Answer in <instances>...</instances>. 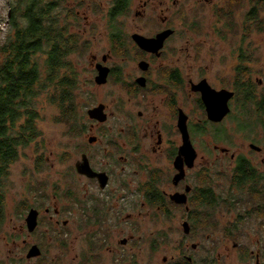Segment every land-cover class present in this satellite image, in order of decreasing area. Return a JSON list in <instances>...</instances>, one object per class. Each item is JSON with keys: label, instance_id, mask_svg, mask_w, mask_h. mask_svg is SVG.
Returning <instances> with one entry per match:
<instances>
[{"label": "rangeland", "instance_id": "1", "mask_svg": "<svg viewBox=\"0 0 264 264\" xmlns=\"http://www.w3.org/2000/svg\"><path fill=\"white\" fill-rule=\"evenodd\" d=\"M147 2L149 5L144 7ZM230 2L231 0H165L162 7H159L158 3L150 0H132L129 10L118 19V26L129 39L123 55L113 51L111 53L113 44L109 21L116 0L70 2L76 12L82 15L77 21L78 25L72 30L80 32L82 41L88 44L84 55L73 57L80 73V90L83 94L80 102L85 106L80 112V125L86 126L88 130L79 136H73L67 124L55 121L58 116L57 107L50 104L45 95L38 100L40 118L37 125L41 136L31 147L21 150L19 161L11 167V183L6 197V219L0 227V264H79L85 241L82 232L75 228V218L62 214L51 222L48 218L50 215L46 214L47 209H51V214L54 215V209L65 211L74 205L64 191L65 183L69 184L71 181L70 176L65 177V172L79 158L77 146L87 143L90 136L101 137L104 130L111 135H116L117 132L122 134L129 124L142 123L137 114L139 111L146 113V116L150 113L162 120V116H158L162 110L158 100L149 106L141 101V97L128 95L123 84L118 85L110 79L106 85L98 86L95 83V57L96 61L102 62L103 57L108 56L107 65L122 69L125 79L132 83V77H137L140 73L138 63L141 59L132 42V35L140 33L154 36L164 28H169L176 33L172 34L166 44L164 58L155 67L164 65L180 70L186 79L181 95L184 110L194 124L203 123L205 117L202 110L197 109L196 96H191L190 80L196 83L202 78H207L214 88H225L234 92L239 80L238 71L241 70L244 74L242 83L254 84L257 97L261 98L264 94V10H260L259 17L252 20L249 18V13L253 10L252 0H241L242 5L234 6L233 14L227 11ZM10 8L9 0H0V44L4 43L9 31ZM86 16L87 21L83 19ZM162 18L167 19L166 24L162 23ZM99 104L108 107L110 118L106 125L91 131L94 122L90 120L87 112ZM232 108L235 110L225 121L226 127H221L226 128L231 136L228 134L225 139L227 141L217 144L229 148L232 154H249V158L260 165L264 156L251 152L250 149L252 143L264 147V131L259 126V117L254 114L256 107H249L245 114L239 104L233 103ZM239 124L243 128H239ZM214 134L216 133L213 129L207 128L199 137L195 136L200 157L204 158L201 163L212 156L207 148L213 145ZM112 138L116 137H109ZM122 138L120 136L119 139ZM222 139L223 136L219 138ZM218 157L224 158L222 155ZM40 158L47 163L48 168L44 172H39L36 168ZM152 159L156 168L169 167L165 156ZM116 161L117 164L120 163L119 159ZM224 162V167L220 164L219 170L223 174L226 172L224 176H228L231 164L227 160ZM261 167L264 169V166ZM211 169L214 170L212 167ZM214 177L217 193L221 197H229L228 180L223 177L217 179V175ZM59 186L63 191L58 189ZM138 197L136 200L140 199L141 202L142 198ZM38 207L41 208V225L37 233L30 234L26 229V219L30 210ZM131 212L136 215L139 213L138 210ZM127 214L128 212L123 216ZM66 221L69 222L68 226H64ZM229 221L223 220V225ZM128 226L124 229L135 232L136 243L130 252L137 254L138 264H162L165 257L177 256L174 246L175 240L180 236L179 232L171 236V241L162 245L156 244V247L152 240L159 231H168L170 227L164 226H170L169 223L162 225L161 222L146 220L143 225H139L140 228ZM243 228L242 235L246 237L243 243L250 245L257 232V222L244 223ZM122 230L121 227L114 234L116 239H121L127 234ZM33 246L41 248L42 255L28 260L27 254ZM97 264L116 263L113 254L107 249Z\"/></svg>", "mask_w": 264, "mask_h": 264}, {"label": "flooded vegetation", "instance_id": "2", "mask_svg": "<svg viewBox=\"0 0 264 264\" xmlns=\"http://www.w3.org/2000/svg\"><path fill=\"white\" fill-rule=\"evenodd\" d=\"M150 1L158 3L159 7L165 3V0ZM148 5L149 2L145 3L144 7ZM69 7L73 8L71 4ZM77 14L82 17L80 12ZM83 19L87 21L88 17ZM162 23L166 24L167 19L162 18ZM167 30L172 29L164 28L154 36H143L156 38ZM175 33L174 30V35ZM133 35L132 42L141 57L138 63L140 69L138 76L132 77L131 83L125 79L122 69L107 65L108 56H104L102 62L96 61L95 57L94 69L97 74L95 83L104 86L110 79L118 85L123 84L128 95L141 97V101L149 106L154 105L153 103L158 100L162 107L158 116L161 115L162 120H158L157 116L150 113L146 116V113L139 111L137 114L142 123L129 124L122 134L117 132L116 135H111L104 130L101 137L90 136L87 143L77 146L79 158L65 172V177L70 176L71 181L70 185L65 183L68 187L65 186L64 191L74 205L65 211L56 208L54 215L51 214V209H47L49 220L52 222L62 214H69L75 218V228L82 232L85 241V249L81 253L79 264H97V261L102 259V253L107 249L113 254L116 264H138L137 254L130 252L136 243L135 232L132 233L131 230L127 231L124 228L128 225L140 228L139 225H143L146 220L161 222L162 225L169 223L170 226L164 227L172 228L168 231H159L152 238L155 247L156 244L162 245L171 241L173 234L177 232L180 234L174 246L177 256L165 257L162 264H264V169L261 167L264 166V158L260 166L249 158V154H232L229 148L217 144L227 141L225 139L228 134L231 136L226 128L221 127H226L225 121L235 110L232 104H239L242 109L244 103L237 99V93L234 91L235 97L230 101V114L221 123L211 122L207 116L202 94L193 90L194 85H199L204 80L210 85L211 83L207 78H202L196 83L190 80L191 96H196L197 109H201L205 117L203 123L194 124L190 115L184 110L181 95L186 79L180 70L164 65L155 67L164 58L166 44L173 35L165 41L164 47L158 54L143 51L133 40ZM112 51L113 47L111 53ZM141 63L148 65L146 70L141 68ZM99 66L109 70L107 82L103 85L96 81L100 74ZM175 73L179 78L174 76ZM139 79H145V86L138 83ZM211 87L216 89L212 85ZM216 90H225V88ZM129 100L131 101L132 98ZM102 106L107 116L105 122L93 119L89 115V111ZM107 110L105 104L88 109V116L94 122L91 131L107 124L110 118ZM181 113L187 116L191 143L196 153L191 165L188 164L185 156H181V149L184 146L180 129ZM259 126L264 131V124L260 123ZM84 127L87 131L88 128ZM202 127L211 128L216 133L213 135V145L207 148L212 156H209L204 163H201V159L204 158L200 157L198 140L195 139V136L201 135ZM240 127L243 128L239 124ZM120 136L123 138L119 139ZM222 136L224 139L219 140ZM109 137L116 138L109 139ZM250 149L251 152L264 156V147L252 143ZM218 155L224 158L221 159ZM157 156L159 159L165 156L169 167L156 168L154 165L156 158L155 162L152 158ZM41 159L36 163V168L39 172H44L48 167L47 163L42 161L44 159ZM117 159L120 165L117 164ZM45 160L47 161L46 158ZM177 160H181V163ZM225 160L231 164L228 176H224L226 172L223 174L219 170L220 164L224 167ZM79 167L82 169L85 167L87 172L81 173ZM216 175L217 179L223 177L228 180L229 197H221L217 193L216 177H214ZM58 189L62 190L60 186ZM138 196L142 198L141 202L140 199L136 200ZM32 209L39 212L38 227L33 232L35 234L41 225V208ZM136 210L139 212L137 215L131 212ZM127 212L128 214L123 216ZM223 220L230 221L223 225ZM254 221L257 222L254 240L250 245L244 244L243 239L246 238L242 235L244 223ZM68 224L69 222L66 221L64 226ZM121 227L123 233L127 232V234L121 239H116L114 234ZM26 229L28 230L27 224ZM133 229L136 231L135 228Z\"/></svg>", "mask_w": 264, "mask_h": 264}, {"label": "trees", "instance_id": "3", "mask_svg": "<svg viewBox=\"0 0 264 264\" xmlns=\"http://www.w3.org/2000/svg\"><path fill=\"white\" fill-rule=\"evenodd\" d=\"M71 1L84 0H9V31L0 44V227L6 219L11 167L19 161L21 150L41 136L38 100L45 95L57 107L55 121L67 124L73 136L85 132L80 125V112L85 108L80 102V73L73 57L84 55L88 44L82 41L80 32L72 30L80 17L69 7ZM131 2L116 0L110 13L115 54L123 55L128 47L129 39L118 26V19L126 14ZM251 4L249 18L255 20L264 10V0H252ZM239 5L241 0H231L230 14ZM243 75L238 71L236 84L237 99L244 103L243 114L254 105V114L264 124V94L257 97L254 84L242 83ZM204 131L202 127L200 133Z\"/></svg>", "mask_w": 264, "mask_h": 264}, {"label": "water", "instance_id": "4", "mask_svg": "<svg viewBox=\"0 0 264 264\" xmlns=\"http://www.w3.org/2000/svg\"><path fill=\"white\" fill-rule=\"evenodd\" d=\"M173 33L174 31L167 30L159 34L156 38H147L141 34H135L133 35V40L143 51L158 54L159 51L164 47L165 41ZM140 66L143 70H146L148 67L146 63H141ZM99 73L100 74L97 77L96 81L98 84L103 85L107 82L109 70L106 67L99 66ZM138 83L142 86H145V79H139ZM193 90L202 94V100L206 107L207 116L211 122L221 123L224 118L228 114H230V101L235 97V92L226 89L220 91L213 89L206 80L201 82L199 85H194ZM103 107L104 106L89 111L90 117L101 122H105L107 116L103 112ZM181 114L182 115L180 116V129L184 140V146L181 149V156H185L188 164L191 165L195 160L196 153L191 143L190 133L187 126V116L184 113ZM177 162L181 163V160H177ZM79 170L81 173L87 172L85 167L84 169L79 167ZM178 202L183 201L178 200ZM38 218L39 212L35 209L30 210L26 219L29 233H33L37 229ZM41 255V248H39L38 246H33L27 254V259H35L40 257Z\"/></svg>", "mask_w": 264, "mask_h": 264}]
</instances>
